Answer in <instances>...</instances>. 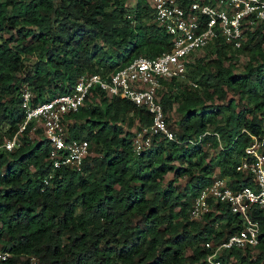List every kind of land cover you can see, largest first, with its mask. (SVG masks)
Wrapping results in <instances>:
<instances>
[{
    "label": "trees",
    "instance_id": "obj_1",
    "mask_svg": "<svg viewBox=\"0 0 264 264\" xmlns=\"http://www.w3.org/2000/svg\"><path fill=\"white\" fill-rule=\"evenodd\" d=\"M152 18L149 0H0V143L24 118L22 84L35 105L68 92L81 74L111 73L138 55L168 50L171 35ZM244 34L240 47L218 36L205 62L186 63L195 86L162 82L165 121L177 113L180 133L172 140L154 134L134 153L135 131L151 114L93 89L62 117L68 138L88 142L79 169L52 167L49 141L32 123L18 145L0 148V264H207L205 243L238 230L240 218L210 200L209 211L190 219L191 198L210 183L214 164L231 188L254 186L251 172L237 166L249 134L264 132V21ZM230 49L244 58L243 72L233 71ZM218 140L205 161L204 144ZM249 214L258 242L221 249L226 264H264V211L251 204Z\"/></svg>",
    "mask_w": 264,
    "mask_h": 264
},
{
    "label": "built area",
    "instance_id": "obj_2",
    "mask_svg": "<svg viewBox=\"0 0 264 264\" xmlns=\"http://www.w3.org/2000/svg\"><path fill=\"white\" fill-rule=\"evenodd\" d=\"M149 3L153 9L152 21L171 35L168 50L154 57L138 55L111 73L81 74L68 92L35 105L29 103L30 90L22 84L24 118L12 137L0 143V148L11 150L18 145V134L32 123V128H42L49 141L48 160L52 167L67 165L79 169L88 153V142L68 138L62 117L83 105L93 89L107 96L129 100L151 114V123L135 131L132 138L134 153L149 147L154 134L172 140L175 132L167 125L160 103L162 82L181 77L186 70L187 57L218 36L237 48L245 39L244 29L264 21V0H192L186 5L181 0H149ZM189 84L195 86L191 81ZM249 136L250 142L245 145L237 168L251 172L254 186L233 189L225 177L213 175L210 183L191 198L190 219H200L209 211L212 208L210 200L226 202L230 212L237 213L240 218L238 230L214 244L205 243L209 249L205 258L207 264H226L218 257L223 248L254 246L258 242L259 225L250 217L249 206L255 204L264 211V154L260 151L264 145V132ZM191 141L187 139V142ZM44 182L47 183V179ZM5 256V253H0L1 259Z\"/></svg>",
    "mask_w": 264,
    "mask_h": 264
},
{
    "label": "rangeland",
    "instance_id": "obj_3",
    "mask_svg": "<svg viewBox=\"0 0 264 264\" xmlns=\"http://www.w3.org/2000/svg\"><path fill=\"white\" fill-rule=\"evenodd\" d=\"M125 2L128 6H130L132 4V0H125ZM3 36L6 37L7 33H3ZM209 48L210 47L208 45V46H206L200 50L193 52L191 55H189L187 57V62H186V63H189L188 69L190 68V66L193 65L194 59H196V60L200 59L201 60L200 62L203 63L208 59V57L212 56V54L209 52ZM229 51H230V54H232L233 71L234 72H243L244 58L242 56L238 55L236 53V51H234L233 49H230ZM26 62L28 63V60ZM185 72H186V70H185ZM185 72L181 77L177 78V82H175V84L184 85V84L189 83L190 79L187 76L188 74H185ZM238 105L242 106L243 102L238 101ZM176 119H177V113L175 111H173L171 113V116L168 118L167 122H168V125L170 126V128H172V130L176 133V136H178L180 132H179V129L176 127L175 122H174ZM220 146H221L220 140H218L217 147H212L209 143H205L203 146V150H204L205 157H206L205 161H208L209 159H213L212 157L216 153L217 148H219ZM90 153L94 154V152L91 150H90ZM174 163L176 166H178L180 164V162H178V161H175ZM217 172H218V167L214 164L212 166V170L210 172L211 176L216 175ZM187 180H188V176L181 177L177 180L179 182V184H178V190L179 191H182L183 185ZM186 199L189 201L190 196L187 195ZM253 254L254 253L252 252V255Z\"/></svg>",
    "mask_w": 264,
    "mask_h": 264
}]
</instances>
